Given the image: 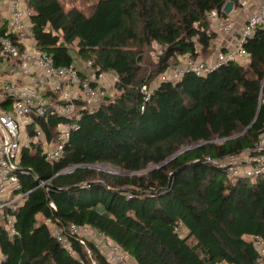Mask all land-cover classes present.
<instances>
[{
    "label": "trees",
    "instance_id": "obj_1",
    "mask_svg": "<svg viewBox=\"0 0 264 264\" xmlns=\"http://www.w3.org/2000/svg\"><path fill=\"white\" fill-rule=\"evenodd\" d=\"M227 1L237 4L91 0L85 10L65 8L61 0H28L35 43L55 65H68L75 52L115 72L118 82L111 99L81 115L58 162H46L40 149L21 151L19 179L28 194L16 213L17 234L8 236L0 225L4 264H108L90 241L83 245L65 233L69 251L46 218L56 227H93L136 264H260L251 237L264 240V175L228 177L224 162L263 131L264 25L244 44L247 63L162 81L140 109L143 84L185 55H210L208 14L225 17ZM154 42L162 51L155 60ZM62 121L49 116L36 123L49 137V128ZM97 162L120 172L87 167Z\"/></svg>",
    "mask_w": 264,
    "mask_h": 264
},
{
    "label": "built area",
    "instance_id": "obj_2",
    "mask_svg": "<svg viewBox=\"0 0 264 264\" xmlns=\"http://www.w3.org/2000/svg\"><path fill=\"white\" fill-rule=\"evenodd\" d=\"M238 5L246 9L247 0H238ZM32 15L28 0H0V225L10 237L17 234L16 213L28 194L22 191L19 179L21 151L24 148L40 149L46 162H58L72 132L78 129L81 115L94 112L111 99L118 82L115 72L104 70L94 59H83L75 52L68 65H55L52 56L35 43ZM208 19L215 26L222 24L215 10L209 12ZM258 25H264V0L247 14L233 45L217 50L213 61L185 55L177 65L162 72L155 85L152 81L143 84L139 89L142 96L140 109L145 108L153 90L162 81L174 82L189 72L204 75L222 64L247 57L244 44ZM152 51L156 57L162 53L156 42ZM259 102L264 104L263 90ZM49 116H57L63 121L53 131L49 128L47 137L36 121L42 119L45 122ZM242 153L248 155V163L239 161ZM240 154L230 156V161L224 162L228 177L264 175V124L253 145ZM75 167L78 165L67 167L61 173ZM47 182L41 181L38 186ZM50 206L55 208L53 203ZM45 223L56 240L69 251L65 233L77 236L83 245L90 239L108 264H134L121 246L89 225L70 223L56 227L49 218ZM251 239L258 250V261L264 264V240L258 236ZM4 263L5 255L0 251V264Z\"/></svg>",
    "mask_w": 264,
    "mask_h": 264
},
{
    "label": "crops",
    "instance_id": "obj_3",
    "mask_svg": "<svg viewBox=\"0 0 264 264\" xmlns=\"http://www.w3.org/2000/svg\"><path fill=\"white\" fill-rule=\"evenodd\" d=\"M259 3L260 0H247V8L243 9L238 5L237 0V4L232 5L231 11L229 13H225V17L218 16L222 20V24L220 26H215L213 24V21L210 20V29L214 33L213 40L210 44V50L212 52L204 60L213 61L215 59L217 50H225L233 45V43L235 42L237 30L244 24L247 14L253 11ZM198 58L203 59L200 56H198ZM243 61L247 63L248 59L245 57L242 58L239 62L244 63ZM132 261L134 264H136L133 259Z\"/></svg>",
    "mask_w": 264,
    "mask_h": 264
},
{
    "label": "rangeland",
    "instance_id": "obj_4",
    "mask_svg": "<svg viewBox=\"0 0 264 264\" xmlns=\"http://www.w3.org/2000/svg\"><path fill=\"white\" fill-rule=\"evenodd\" d=\"M90 1L91 0H87L85 2H82V1H77V0H61V2L63 3L64 7L65 8H68L69 6H72V5H76V6H83L82 8H86V7H89L90 5ZM93 1V0H92ZM86 10V9H85ZM153 50V47L150 51V56L153 60H155L157 57L155 56L154 54V51ZM242 58H240L241 60ZM239 60V61H240ZM244 62V61H243ZM245 64V62H244ZM160 76H157L156 78L152 79V84L155 85L157 83V81L159 80ZM113 92V91H111ZM116 92V89L114 90V93ZM246 153H242L240 154V162L244 161L245 163H248L249 162V157ZM230 161V159H227L225 162H228ZM243 163V164H245ZM251 163V161H250ZM87 167L89 168H93L94 170L98 171V172H107V173H119V168L113 164H110V163H107V162H97V163H94V164H91V165H87ZM89 241H91L90 239H88ZM252 240V239H251Z\"/></svg>",
    "mask_w": 264,
    "mask_h": 264
},
{
    "label": "water",
    "instance_id": "obj_5",
    "mask_svg": "<svg viewBox=\"0 0 264 264\" xmlns=\"http://www.w3.org/2000/svg\"><path fill=\"white\" fill-rule=\"evenodd\" d=\"M232 5H233L232 1H227V2L225 3V5L223 6V11H224L225 13H229V12L231 11V9H232ZM263 87H264V84L262 85L261 90H263ZM252 123H253V121H252ZM250 125H251V124H250ZM250 125L247 126L242 132H240V134L243 133L244 131H246V130L250 127ZM62 173H63V172H62Z\"/></svg>",
    "mask_w": 264,
    "mask_h": 264
}]
</instances>
